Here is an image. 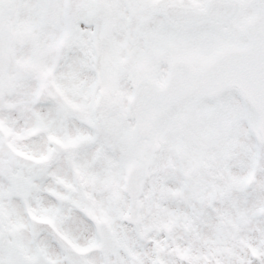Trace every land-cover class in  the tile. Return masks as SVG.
I'll return each mask as SVG.
<instances>
[{
	"label": "snow or ice",
	"instance_id": "1",
	"mask_svg": "<svg viewBox=\"0 0 264 264\" xmlns=\"http://www.w3.org/2000/svg\"><path fill=\"white\" fill-rule=\"evenodd\" d=\"M0 264H264V0H0Z\"/></svg>",
	"mask_w": 264,
	"mask_h": 264
}]
</instances>
